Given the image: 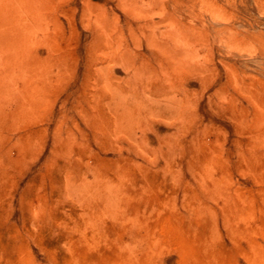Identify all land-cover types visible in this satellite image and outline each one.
I'll return each instance as SVG.
<instances>
[{
	"label": "rangeland",
	"instance_id": "1",
	"mask_svg": "<svg viewBox=\"0 0 264 264\" xmlns=\"http://www.w3.org/2000/svg\"><path fill=\"white\" fill-rule=\"evenodd\" d=\"M0 264H264V0H0Z\"/></svg>",
	"mask_w": 264,
	"mask_h": 264
},
{
	"label": "bare ground",
	"instance_id": "2",
	"mask_svg": "<svg viewBox=\"0 0 264 264\" xmlns=\"http://www.w3.org/2000/svg\"><path fill=\"white\" fill-rule=\"evenodd\" d=\"M120 178H122V177H120ZM120 180H121V179H120ZM120 180H119V181H120ZM121 182H122V181H121ZM121 184H122V183H121ZM106 185H107V184H106ZM108 185H109V184H108ZM112 185L114 186L115 184L112 183L111 186H112ZM86 186H88V185L83 186V188L85 189ZM109 186H110V185H109ZM111 186H110V187H111ZM113 186H112V187H113ZM115 186H116V187H113V188H116V189H117V187H119L117 184H116ZM120 186H121V185H120ZM104 187H105V186H104ZM88 188H90V186H88ZM111 189H112V188H111ZM111 189L108 190L107 192L104 191V189H103V191L106 192L107 194H109V192L111 191ZM116 189H115V190H116ZM89 190H90V189H89ZM89 190H87V191H89ZM105 190H107L106 187H105ZM112 190H113V193H116V192H117V190H116V192H114V191H115L114 189H112ZM89 192H91V190H90ZM111 192H112V191H111ZM106 193H105L104 195H106ZM112 196H113V195H112ZM107 197H111V195H110V196L108 195ZM114 197H116V196H114ZM112 198H113V197H112ZM104 199H106V198H104ZM110 199H111V198H110ZM108 200H109V198H108ZM111 201H112V199H111ZM107 208H108V207H107ZM137 216H138V214H137ZM156 217H157V216H156ZM163 226H164V225H163ZM20 262H21V261H20ZM26 262L28 263V261H26ZM26 262H25V263H26Z\"/></svg>",
	"mask_w": 264,
	"mask_h": 264
}]
</instances>
